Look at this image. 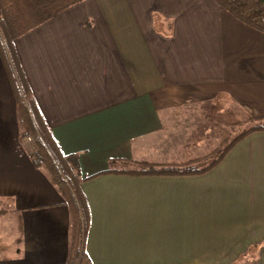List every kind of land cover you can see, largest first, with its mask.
I'll use <instances>...</instances> for the list:
<instances>
[{
  "label": "crops",
  "instance_id": "obj_1",
  "mask_svg": "<svg viewBox=\"0 0 264 264\" xmlns=\"http://www.w3.org/2000/svg\"><path fill=\"white\" fill-rule=\"evenodd\" d=\"M13 46L61 152L95 174L92 264H264V128L202 173L128 172L197 156L176 134L217 97L264 118L263 33L214 0H83ZM25 138L0 58V264H64L69 210Z\"/></svg>",
  "mask_w": 264,
  "mask_h": 264
},
{
  "label": "trees",
  "instance_id": "obj_2",
  "mask_svg": "<svg viewBox=\"0 0 264 264\" xmlns=\"http://www.w3.org/2000/svg\"><path fill=\"white\" fill-rule=\"evenodd\" d=\"M81 1L83 0H0V58L15 95L21 136H30L33 139L35 144V151L31 154L33 164L47 170L53 183L63 194L69 210L68 255L64 264H92L84 249L90 215L87 199L80 184L95 174L82 176L77 157L61 152L30 93L13 41L21 33ZM214 1L241 23L264 34V0ZM208 106L204 116L209 120L226 109H223L220 97L211 101ZM228 114L229 112H225L219 116L226 117ZM263 121V117L255 118L244 113L243 119L235 118L232 123L240 126V129L233 135L226 134L218 146L203 156L192 157L183 162H138L136 168L128 172L178 175L205 172L217 164L244 136L262 130Z\"/></svg>",
  "mask_w": 264,
  "mask_h": 264
},
{
  "label": "rangeland",
  "instance_id": "obj_3",
  "mask_svg": "<svg viewBox=\"0 0 264 264\" xmlns=\"http://www.w3.org/2000/svg\"><path fill=\"white\" fill-rule=\"evenodd\" d=\"M222 104L224 107L223 109L226 108V111H224L226 113L229 112L231 116L229 114L228 116L225 115L226 117L219 116V114H225V112L222 111L218 115H214L212 119L209 120L204 116V113L206 112V109L209 108V106L200 105L199 107L201 110L199 116L197 114L198 110L192 109L193 112H189V114L184 117L186 128H184V132L182 134L180 132L176 135L178 136V139H183L185 142L188 141L187 144H185V155L203 156L204 154L211 151L214 147L218 146L226 134L233 135L240 129V126L232 123L235 118L240 120L243 119L245 111L230 100H227ZM27 137L24 139L25 147L27 146V150L34 152L35 144L33 142V139L31 137L30 139H28ZM4 222L5 221L0 220V224ZM6 234L7 235L1 240V247L4 248L2 255H6L7 253H9V248L11 247V231L8 229L6 231ZM13 235L17 236L16 231H14Z\"/></svg>",
  "mask_w": 264,
  "mask_h": 264
},
{
  "label": "built area",
  "instance_id": "obj_4",
  "mask_svg": "<svg viewBox=\"0 0 264 264\" xmlns=\"http://www.w3.org/2000/svg\"><path fill=\"white\" fill-rule=\"evenodd\" d=\"M28 139H30V137H27Z\"/></svg>",
  "mask_w": 264,
  "mask_h": 264
}]
</instances>
